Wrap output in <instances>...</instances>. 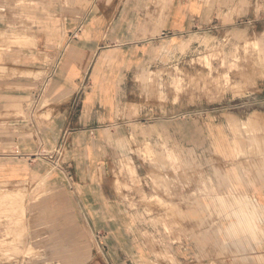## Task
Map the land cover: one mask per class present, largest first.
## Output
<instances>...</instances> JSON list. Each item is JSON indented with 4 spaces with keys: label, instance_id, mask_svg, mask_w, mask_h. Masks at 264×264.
<instances>
[{
    "label": "crops",
    "instance_id": "0c3cea01",
    "mask_svg": "<svg viewBox=\"0 0 264 264\" xmlns=\"http://www.w3.org/2000/svg\"><path fill=\"white\" fill-rule=\"evenodd\" d=\"M245 2L250 11L252 0H171L167 11L163 0L58 2L48 29L0 49V182L43 194L29 231L37 264H243L245 253L254 264L264 252V183L244 164L141 162L155 183L145 197L120 195L116 180L138 135L125 98L149 52L165 36L234 23ZM249 213L254 226L235 227Z\"/></svg>",
    "mask_w": 264,
    "mask_h": 264
},
{
    "label": "rangeland",
    "instance_id": "374dc122",
    "mask_svg": "<svg viewBox=\"0 0 264 264\" xmlns=\"http://www.w3.org/2000/svg\"><path fill=\"white\" fill-rule=\"evenodd\" d=\"M69 1L0 0V49L11 50L13 37L20 46L25 34L37 37L48 29L52 8ZM252 1V9L247 11L245 2L244 17L232 24L165 36L162 53L149 52L125 98L138 135L133 136L132 156L121 161L118 172L122 176L125 168L128 182L116 174L120 195L126 189L135 198L145 197L155 183L140 178L139 165L161 160L195 164L199 170L222 157L226 163L244 164L242 173L264 183V0ZM170 2L163 0L165 11ZM159 131L164 136L157 139ZM42 202L36 187L0 182V264L42 259V252L30 245V237L34 243L38 236L29 235L42 224L35 219ZM96 239L103 252L104 234L98 232ZM246 255L235 261L249 263ZM254 264H264V252L254 255Z\"/></svg>",
    "mask_w": 264,
    "mask_h": 264
},
{
    "label": "clouds",
    "instance_id": "9594fccd",
    "mask_svg": "<svg viewBox=\"0 0 264 264\" xmlns=\"http://www.w3.org/2000/svg\"><path fill=\"white\" fill-rule=\"evenodd\" d=\"M254 226V217L252 216L251 213H249L246 217L245 220L241 223H237L235 227H246L251 229Z\"/></svg>",
    "mask_w": 264,
    "mask_h": 264
},
{
    "label": "built area",
    "instance_id": "2783aa9c",
    "mask_svg": "<svg viewBox=\"0 0 264 264\" xmlns=\"http://www.w3.org/2000/svg\"><path fill=\"white\" fill-rule=\"evenodd\" d=\"M62 152H63V143H61L58 146V148L56 149V154H58L60 156L62 154ZM60 166H61L60 163L58 161H56L55 164H54V167L55 168H60ZM67 175H68L69 178L73 177L70 171H67Z\"/></svg>",
    "mask_w": 264,
    "mask_h": 264
}]
</instances>
